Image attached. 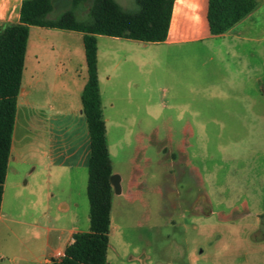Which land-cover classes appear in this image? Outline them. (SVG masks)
<instances>
[{
  "label": "crops",
  "instance_id": "0c3cea01",
  "mask_svg": "<svg viewBox=\"0 0 264 264\" xmlns=\"http://www.w3.org/2000/svg\"><path fill=\"white\" fill-rule=\"evenodd\" d=\"M23 1L0 0V25L19 23ZM254 2L249 14L224 34L213 36L208 0H175L165 42L104 36L102 69L101 36H97L99 88L111 162L108 124L112 118L123 129H156L151 123L142 125V115L150 122L156 99L163 97L168 102L169 98L193 99L197 105L203 104L200 99L216 100L215 129L252 131L242 144H231L238 147L233 158L245 155L247 167L259 166L261 146L253 131L264 123V109H258L254 100L264 98V0ZM64 33L75 36L77 42L61 41ZM87 77L82 33L30 28L1 206L0 264H49L58 253L64 254L74 234L90 230V226L82 228L90 224V137L81 101ZM190 116L183 129L205 128L203 111H192ZM112 168L113 196L132 193V180L125 187L113 162ZM244 173V184L230 188L232 198L218 213L223 218L224 213L233 214L241 207L242 223L255 216L249 240H237V251H243L246 264H253L254 259H264V208L260 206L264 170L260 174L246 168ZM30 178L31 188L26 189ZM8 192L13 201L4 213ZM220 196L226 204L228 199Z\"/></svg>",
  "mask_w": 264,
  "mask_h": 264
},
{
  "label": "rangeland",
  "instance_id": "374dc122",
  "mask_svg": "<svg viewBox=\"0 0 264 264\" xmlns=\"http://www.w3.org/2000/svg\"><path fill=\"white\" fill-rule=\"evenodd\" d=\"M115 1L128 11L137 9L135 0ZM70 10L72 0H55L50 18ZM76 15L88 19V8ZM61 41L74 43L77 39L64 33ZM106 41L104 36L98 39L101 69V47ZM158 70L164 74L163 66ZM200 100L203 104L197 105L193 99L169 98L168 102L157 98L153 118L149 122L142 115L141 120L142 125L151 123L156 129H123L114 117L108 124L114 170L125 187L128 180L134 185L132 193L112 198L107 264H246L243 251H237V240H249L255 216L242 223L241 207L233 214L224 213L223 218L218 212L228 205L230 188L244 184L246 168L263 172L264 123L253 131L261 146L259 166L247 167L245 155L233 158L238 147L231 144H242L252 131L215 129L216 100ZM254 100L258 109H264L263 97ZM198 109L203 111L205 128L183 129L191 112ZM29 180L26 189L31 188L32 178ZM221 190L225 193L220 194ZM220 195L228 199L226 204ZM261 199L263 209L264 190ZM11 201L8 192L4 213ZM89 226L85 223L82 228L88 230ZM253 264H264V259H254Z\"/></svg>",
  "mask_w": 264,
  "mask_h": 264
},
{
  "label": "trees",
  "instance_id": "16d2710c",
  "mask_svg": "<svg viewBox=\"0 0 264 264\" xmlns=\"http://www.w3.org/2000/svg\"><path fill=\"white\" fill-rule=\"evenodd\" d=\"M54 2L25 0L19 23L0 25V215L30 28L82 33L88 75L81 101L90 137L87 185L90 230L74 234L64 256L52 259L49 264H107L113 168L99 88L97 36L165 42L175 0H135V11L125 10L115 0H72V10L51 19ZM84 7L88 8L86 20L76 15ZM254 7V0H208L211 34H224Z\"/></svg>",
  "mask_w": 264,
  "mask_h": 264
},
{
  "label": "built area",
  "instance_id": "2783aa9c",
  "mask_svg": "<svg viewBox=\"0 0 264 264\" xmlns=\"http://www.w3.org/2000/svg\"><path fill=\"white\" fill-rule=\"evenodd\" d=\"M63 256H64V254L58 253L56 259L62 258Z\"/></svg>",
  "mask_w": 264,
  "mask_h": 264
}]
</instances>
